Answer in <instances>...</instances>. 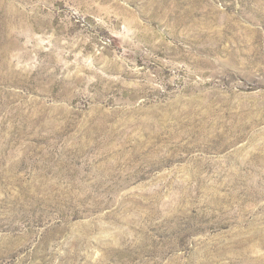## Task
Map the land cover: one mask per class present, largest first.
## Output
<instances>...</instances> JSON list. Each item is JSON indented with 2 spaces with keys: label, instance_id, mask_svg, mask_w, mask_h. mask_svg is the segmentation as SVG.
<instances>
[{
  "label": "rangeland",
  "instance_id": "374dc122",
  "mask_svg": "<svg viewBox=\"0 0 264 264\" xmlns=\"http://www.w3.org/2000/svg\"><path fill=\"white\" fill-rule=\"evenodd\" d=\"M262 234L264 0H0V264H264Z\"/></svg>",
  "mask_w": 264,
  "mask_h": 264
},
{
  "label": "bare ground",
  "instance_id": "6f19581e",
  "mask_svg": "<svg viewBox=\"0 0 264 264\" xmlns=\"http://www.w3.org/2000/svg\"><path fill=\"white\" fill-rule=\"evenodd\" d=\"M247 155V154H246ZM263 167V166H262ZM222 201V200H221ZM253 222H254V220H253ZM257 222V221H256ZM255 226V225H254ZM252 228V227H251ZM234 232V231H233ZM239 232V231H238ZM256 232V231H255ZM260 233H258L257 232V235H259ZM252 235V234H251ZM263 235V234H262ZM237 236V235H236ZM241 236V235H240ZM264 236V235H263ZM251 237V236H250ZM263 239V238H262ZM245 241V240H244ZM237 242V241H236ZM261 242V241H260ZM254 245V244H253ZM247 246V245H246ZM255 246V245H254ZM257 246V245H256ZM261 248H262V246H261ZM220 249V248H219ZM252 250H253V248H252ZM256 250V249H255ZM226 251V250H225ZM239 251V250H238ZM222 252V251H221ZM249 252V251H248ZM223 253V252H222ZM236 253V252H235ZM256 253V252H255ZM261 253V252H260ZM224 254V253H223ZM263 254V253H262ZM261 254V255H262ZM219 255V254H218ZM221 255V254H220ZM253 255H254V253H253ZM260 255V254H259ZM220 257V256H219ZM244 257H245V255H244ZM247 257H248V255H247ZM249 259V258H248ZM256 259V258H255ZM250 261V260H249ZM260 261V260H259ZM253 262V261H252ZM245 263V262H244Z\"/></svg>",
  "mask_w": 264,
  "mask_h": 264
}]
</instances>
